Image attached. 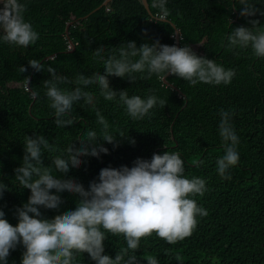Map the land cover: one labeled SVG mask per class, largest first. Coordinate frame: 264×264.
I'll return each mask as SVG.
<instances>
[{"label": "trees", "instance_id": "trees-1", "mask_svg": "<svg viewBox=\"0 0 264 264\" xmlns=\"http://www.w3.org/2000/svg\"><path fill=\"white\" fill-rule=\"evenodd\" d=\"M20 2L26 5L25 20L32 24L39 39L27 48L0 41V182L11 189L0 198V210L8 222L15 226V209L26 203L30 195L14 179V169L23 157L24 136L41 134L63 149L71 142L79 147L78 138L89 130L99 133L102 127L95 112L83 101L73 106L72 115L77 122L65 128L55 125L54 110L49 107L43 87V81L51 79L46 69L52 67L58 75L72 81L78 73L103 74L92 51L103 46L107 54L128 41H135L137 47L155 40L175 45L172 23L181 46L187 45L198 55L235 70L231 83L190 86L187 81L168 75L165 84L155 74L150 79H140L142 74H136L134 83L127 78L109 77L110 87L116 91L128 90L129 95L142 98L151 93L166 100L164 108L157 105L142 120L131 119L118 101L104 100L98 86H90L85 90L95 95L96 108L107 120L110 131L123 132L135 144L119 137L115 148L101 142L108 153H101L99 158L82 157L81 166L70 169L65 178H73L87 189L102 168L131 167L137 158L150 160L153 153L178 151L184 161V175L206 180L208 191L203 197L194 198L208 214L197 217L192 234L174 245L155 234L142 238L137 257L142 253L154 255L159 264H264V58L255 57L250 49L228 50L222 46L232 28L249 26V19L259 20L264 27V15L241 17L239 0H167L170 15L166 21L154 19L158 9L150 7L152 0H146L150 14L139 0H111L97 9L102 0ZM252 2L264 12V0ZM67 22H71L68 37L64 34ZM68 39L74 44L71 52H66ZM31 59L39 60L45 70L37 72L29 67L27 62ZM20 66L27 71L20 73ZM25 77H30L28 85ZM26 87L30 90L26 91ZM33 91L38 96L32 97ZM220 109L233 111L231 122L239 137V162L228 170L230 179H221L216 171V160L223 155L218 133ZM48 156L45 152V165L50 164ZM200 160L204 163L197 167ZM59 195L64 200L59 210L40 209L45 218L75 208L77 195ZM122 246V237L108 236L104 254L114 258ZM22 252L18 245L11 251L8 264H20ZM77 259L79 264H95L87 253ZM140 264L147 262L140 260Z\"/></svg>", "mask_w": 264, "mask_h": 264}, {"label": "clouds", "instance_id": "clouds-1", "mask_svg": "<svg viewBox=\"0 0 264 264\" xmlns=\"http://www.w3.org/2000/svg\"><path fill=\"white\" fill-rule=\"evenodd\" d=\"M239 4L241 17L264 15L252 0H239ZM150 7L158 9L154 19L166 21L170 15L167 0H152ZM26 11V5L20 0H0V41L23 48L36 43L39 34L25 20ZM248 25L232 28L226 35V45L222 46L228 50L250 49L255 57L264 58V27L257 19H249ZM91 53L101 63L103 74L98 71L88 76L78 73L72 81L48 67L46 71L51 79L44 80L43 87L49 107L54 110L57 127H71L77 122L72 115L73 106L81 101L92 108L102 127L99 133L89 130L83 138H78L79 147L71 142L63 149L55 147L44 135L24 136L23 157L20 166L14 169V179L21 189H28L30 195L26 203L15 209V226L0 210V264H8L11 251L18 245L23 248L20 264H79L77 257L85 253L95 264H140V260L159 264L154 255L142 253L137 257L141 239L155 234L174 245L192 234L198 224L197 217L208 214L194 198L203 197L208 191L206 180L184 175V161L178 151L153 153L150 160L137 158L131 167L102 168L87 189L75 179L65 177L70 169L81 166L82 157L99 158L101 153L107 154L108 149L101 142L115 148L119 137L135 144V140L123 132L110 131L107 120L96 108L95 95L85 89L98 86L104 100L118 101L131 119L142 120L157 105L164 108L166 100L151 93L142 98L129 95L128 90L116 91L110 87L109 77L127 78L134 83L136 74H142L140 79H150L155 74L162 81L171 75L187 81L190 86L197 83L228 85L235 70L198 55L187 45L169 46L159 40L139 47L135 41H128L113 47L107 54L101 46ZM27 63L37 72L45 70L39 60L31 59ZM18 71L24 73L27 68L20 66ZM25 80L28 85L29 78ZM31 95L36 97L38 93L33 91ZM233 115L231 109L219 110L218 133L223 155L216 160V171L221 179H230L228 170L239 162V137L231 122ZM45 152L49 154V165L43 162ZM54 152L57 154L51 155ZM203 163L200 160L196 166ZM10 190L0 182V198ZM64 192L78 196L75 208L45 218L40 209L59 210L64 203L59 194ZM108 236L123 238L124 246L116 251L114 258L104 254V241Z\"/></svg>", "mask_w": 264, "mask_h": 264}, {"label": "water", "instance_id": "water-1", "mask_svg": "<svg viewBox=\"0 0 264 264\" xmlns=\"http://www.w3.org/2000/svg\"><path fill=\"white\" fill-rule=\"evenodd\" d=\"M111 0H102V2L100 3V5H98L95 9L101 7V6H106ZM140 3L142 4V6L144 7V9L146 10V12L148 14H150V11L148 9V4L146 2V0H139ZM94 10V9H93ZM87 15H84L83 17H86ZM71 24V22H67L64 26V34L66 37H68V26ZM171 26L173 27V34H174V44L178 47H180L181 45L179 44V36H178V30L174 27V24L171 23ZM68 47L69 49L66 50V52H71L74 48V44L72 43V41L70 39H68ZM30 79V77H29ZM162 81V80H161ZM163 83H167L166 80L162 81ZM33 97V96H32Z\"/></svg>", "mask_w": 264, "mask_h": 264}, {"label": "rangeland", "instance_id": "rangeland-1", "mask_svg": "<svg viewBox=\"0 0 264 264\" xmlns=\"http://www.w3.org/2000/svg\"><path fill=\"white\" fill-rule=\"evenodd\" d=\"M180 47H183V46H180Z\"/></svg>", "mask_w": 264, "mask_h": 264}]
</instances>
